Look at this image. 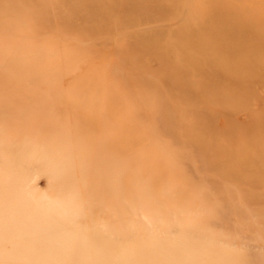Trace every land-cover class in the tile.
<instances>
[{
    "label": "rangeland",
    "instance_id": "rangeland-1",
    "mask_svg": "<svg viewBox=\"0 0 264 264\" xmlns=\"http://www.w3.org/2000/svg\"><path fill=\"white\" fill-rule=\"evenodd\" d=\"M0 264H264V0H0Z\"/></svg>",
    "mask_w": 264,
    "mask_h": 264
}]
</instances>
